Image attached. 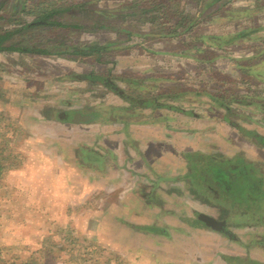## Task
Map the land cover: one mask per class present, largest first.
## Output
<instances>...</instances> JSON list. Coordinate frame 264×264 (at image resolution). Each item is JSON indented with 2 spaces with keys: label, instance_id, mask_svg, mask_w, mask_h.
I'll return each instance as SVG.
<instances>
[{
  "label": "rangeland",
  "instance_id": "1",
  "mask_svg": "<svg viewBox=\"0 0 264 264\" xmlns=\"http://www.w3.org/2000/svg\"><path fill=\"white\" fill-rule=\"evenodd\" d=\"M181 1L185 3L184 5H190V0ZM142 2L143 0H101L97 4L90 5L89 8L115 15H131L139 13L144 5ZM236 4L242 7L241 9L246 7L254 11L259 10L247 22H252V26L256 28L264 27L263 2L240 0ZM121 7L125 9L121 10ZM191 7L194 13L198 12V6L195 9L191 3ZM8 12L10 13L9 9ZM8 12L5 14L6 17H9ZM202 17L199 27L177 40L143 38L144 34L154 28L145 22L148 17L144 15L127 18L124 21L114 20L109 24L111 28L113 27L111 30L76 33L72 36L74 45L121 41L117 45L125 48L113 54L114 57L110 55V60L114 64L101 65L93 58L83 62H73L55 56L0 53V132L6 135H0V144L10 140L5 148L17 156L19 162L0 180V247L5 256L8 257L10 254L27 256L39 249L42 238L59 226L71 228L75 237L90 240L92 237L90 226L94 219L90 215L105 207L104 202L107 198H104L106 196L113 204L119 202L117 210L127 212L126 218L128 219H133L131 218L132 208L145 210L147 205L152 206V199L149 203V197L156 196L162 197L166 204L164 206L159 204L160 209L165 210L171 207L181 209L186 206L189 210L206 213V216L216 220L228 221L224 226L227 227L225 231L230 232L231 230V233L238 238V243L231 242L229 238L220 236L218 230L206 226L205 232L211 233L210 239H206V264H215V262L223 264L225 260L222 259L221 252L225 257L236 256L235 258L241 259L239 264H246L248 258L264 262V226L260 225L257 231L252 229L255 228V221L244 220L249 215L254 217L252 214L256 213L255 211L259 208L260 216L263 218L259 222L264 223V196L259 203H252L254 205H237L216 194L211 195L212 191L210 194L195 197L189 194L188 188H177V190L175 186H169L160 178L163 174L169 176L180 174L184 163L182 154L186 152L199 151L211 156L240 155L248 161L246 162L248 170L253 169V174L249 176V179L259 184L264 194V148H256L228 128L226 124L217 121L207 122L206 120L181 118L172 124L171 130H164L160 126L131 125L130 132L134 139H128L121 134L122 126H77L69 122V116L66 114L88 106L93 96L98 97V102L105 104L114 101L113 97L108 94L101 97L102 93L99 91L102 88L101 84H92L83 80L82 76L93 71L106 74L111 69L114 75L131 73L145 74V76L149 74L166 75L176 78V85L180 88L204 86L207 88L212 86L211 83L214 81L230 80L227 78L228 74H220L216 71L223 73L232 68L231 58H247L262 52V56L248 62L249 65L264 58V51L261 48L252 50V45L249 43L232 45L223 51L207 46L206 40L198 38L206 34L228 33L234 28L237 29V24L225 22L220 24L218 20L212 22L206 13ZM11 21L13 20L7 22ZM3 27L10 29L11 25L4 24ZM119 28H124L137 35L128 41L126 36L118 35ZM28 37L30 44L48 48L49 32L33 29L28 32ZM195 46H199L202 52H195L194 48H197ZM256 70L257 67H254V75L250 78V83L253 85L251 90L256 89L255 94L258 92L264 95V83L258 79V77L264 78V72L261 71L262 69L258 72ZM69 77L74 80H70ZM237 78L241 80L249 77H243L240 74ZM245 114L255 121L261 117L259 114L254 115L247 111ZM239 122L246 129L257 128L260 133H264V129L249 121L247 123L245 118L243 120L241 118ZM132 140L136 141L134 145ZM94 143L96 144L94 150H87L92 155L102 154L106 150L112 152L114 159L111 160L107 152L106 160L111 161L108 175L115 181H113V186L108 187L102 186L103 181L101 180L94 181L93 187L100 189H97L94 195L85 194L83 199H79L78 196H74L73 190L80 187L65 183L66 180L70 181L74 175L72 169L69 168L71 164L63 160L62 153L58 154L57 151L63 145L68 146V149L62 150L65 156L67 155L65 158L77 162L76 148L82 149V153L86 148L93 149ZM82 163L87 165L85 162ZM212 165L209 164L208 167ZM212 168L214 167L210 169ZM184 171V168L181 169V172ZM87 174L91 179L93 174L91 172ZM100 176L104 177L103 174ZM84 180L87 181V176ZM63 186H69L73 190L70 192ZM238 187L240 190L237 195L241 196L243 195L241 183ZM84 188L87 189L88 186L85 185ZM128 191L131 197L121 200ZM142 201L144 206L140 208ZM224 204H232V207H223ZM235 209L243 216L240 223L233 222L231 217L230 219L225 217V214ZM217 212H219L218 216ZM192 220L195 221V226L199 224L196 215H193ZM193 221L190 223L192 224ZM202 229L199 230L203 231ZM128 233L124 231L122 234L126 238ZM95 235L97 239L101 237L110 244L114 243V236L108 230L102 235L101 232ZM148 238L138 240L134 237H127V242H121V245L123 247L126 245L127 249L138 248L134 251L136 254L128 253V257L134 259L136 264H156V261L150 258L153 255L151 251L144 247L152 245L153 248H157L161 241L152 239L148 242ZM168 238L170 239V236ZM253 241L263 243L256 245ZM212 246L215 247L213 249H218L215 253L211 251ZM253 246H258V250H249L254 248ZM110 250L121 253L120 255L125 260L123 264H131L122 255L123 252ZM141 252H144V255ZM157 253L159 252L155 254ZM158 255L161 256L160 253ZM226 264H236V262H226Z\"/></svg>",
  "mask_w": 264,
  "mask_h": 264
},
{
  "label": "trees",
  "instance_id": "2",
  "mask_svg": "<svg viewBox=\"0 0 264 264\" xmlns=\"http://www.w3.org/2000/svg\"><path fill=\"white\" fill-rule=\"evenodd\" d=\"M100 1L0 0V53L55 56L73 62H83L93 58L101 65L114 64L110 60V55L114 57L113 54L125 48L117 45L121 41L74 45L72 36L76 33L111 30L113 27L111 28L109 24L114 20L124 21L127 18L144 15L148 17L145 22L154 28L144 34L143 38L177 40L199 27L204 13L212 22L218 20L220 24L223 22L238 23L237 29L234 28L228 33L206 34L202 38L199 37V40H206L207 46L217 51H223L232 45L249 43L252 45V50L261 48L264 51V27L256 28L252 26V22H247L259 10L254 11V9L246 7L241 9L242 7L236 4L240 0H190V5H184L185 3L181 0H143L144 5L139 13L131 15H115L89 8L90 5ZM255 2L264 3V0H255ZM191 3L195 9L198 6L197 13L193 12ZM120 9L124 10L125 7ZM6 12L9 13V17L5 16ZM8 20L13 21L7 22ZM4 24L11 25V28H4ZM33 29L49 32L48 48L30 44L28 32ZM117 32L118 35L126 36L128 41L137 35L124 28H119ZM195 47H197L194 48L195 52H202L199 46ZM259 56H262V52L247 58H231L232 68L223 73L216 71V73L228 74L227 78L230 80L214 81L211 83L212 86L207 88L206 86L180 88L176 85V78L166 75L149 74L145 76V74L139 73L114 75L111 69L106 74L93 71L82 76L83 80L92 84H101L102 88L99 89L102 93L101 97L108 94L113 97L114 101L105 104L98 102V97L93 96L91 104L66 114L69 116V122L73 125L122 126L121 134L128 139H134L130 132L131 125L160 126L164 130H171L172 124L181 118L217 121L226 124L247 142L258 148H264V133H260L257 128L246 129L239 122L241 118L242 120L245 118L247 123L249 121V123L264 129V95L258 94V92L255 94L256 89L251 90L253 85L250 83V78L254 75V67H257L256 72L261 69L264 72V58H260L250 65L248 63L258 59ZM240 74L249 78L239 80L237 76ZM69 78L74 80L72 77ZM258 79L264 83V78L258 77ZM245 111L254 115L259 114L261 117L255 121L251 116H246ZM0 135L4 136L5 133L0 132ZM134 142L136 141L132 140L133 145ZM9 143L10 140H7L0 144V180L9 169L19 164L17 156L5 148ZM78 153L79 162L83 166L96 162V165L102 167L104 159L108 155L107 150L98 156L92 155L88 151L85 152V150L82 153L80 150ZM182 157L184 163L181 169L184 168V172H181L180 169V174L177 176L167 174L160 176L161 180L167 182L166 184L169 186H175L176 189L186 187L189 194L195 197L206 195V193L210 194L212 191L211 195L216 194L237 205H254L252 203H259L262 200L264 194L261 187L258 186L259 184L249 179V176L253 174V169L248 170V163L246 164L248 161L244 157L240 155L211 156L199 151L183 153ZM209 164L213 165L208 167ZM211 167L214 168L210 169ZM90 169L94 170L92 167ZM241 178L242 180H240ZM240 183L243 194L241 196L237 195ZM150 197L148 201L151 203L152 199L153 204L151 203L152 206L147 205V207L166 205L163 198ZM224 206L231 208L232 204H224ZM234 212H237L236 209L232 212L233 222L239 219L234 215ZM218 214L219 212L216 213L217 216ZM260 217L259 213L258 217L249 216L244 220L255 221ZM196 218L202 225L218 230L219 233L225 234L230 239L234 235L233 233L226 234L224 226L228 221L225 219L216 220L200 215L198 212ZM67 228L59 226L55 231H50L42 238L39 249L27 256L10 254L7 257L0 247V264H123L125 261L118 252L97 245L87 238L75 237L72 229ZM136 230L157 236H162L163 232L155 227H142ZM246 264L251 263L247 261Z\"/></svg>",
  "mask_w": 264,
  "mask_h": 264
},
{
  "label": "crops",
  "instance_id": "3",
  "mask_svg": "<svg viewBox=\"0 0 264 264\" xmlns=\"http://www.w3.org/2000/svg\"><path fill=\"white\" fill-rule=\"evenodd\" d=\"M228 23V22H225ZM234 24H238L237 22H231ZM65 104V103H64ZM210 122V121H207ZM79 126V125H77ZM82 126V125H81ZM251 144V143H250ZM94 145L96 147V144H93V149L91 148H86L85 152L90 149V150H94ZM253 145V144H251ZM255 146V145H254ZM72 147V146H69ZM256 148H258L257 146H255ZM63 149H68V146L63 145L60 149H58L57 153H62V159L65 161H69V168L72 169L74 175H72V178L70 181L66 180L65 183L67 185H71V186H79L80 188L77 190H73L71 187L69 186H63L64 189L68 190V191H72L74 192V196L76 195L77 198L79 199H83V195L88 194L87 196H91L94 195L96 193V191H98L100 188H96L93 187V183H95L94 181L97 182L98 181H103V185L108 186H113V180L114 178L109 177V162L106 160L107 157H105L104 159V165L102 167H100L99 165H96L95 163L89 164L88 166H83L80 164L79 162V153L78 151L82 150L79 148H76L77 151V158L76 161H71L67 158H65V153L62 152ZM259 149V148H258ZM109 153V155L111 157H109L111 160L112 158L114 159V156L112 155V152L107 151ZM67 154V153H66ZM99 155V154H98ZM96 155V156H98ZM64 156V158H63ZM94 161V160H93ZM92 167L94 170L90 169ZM88 172H91L93 175H91V179L88 177ZM100 174H103L104 177L100 176ZM61 176V175H60ZM87 176V181L84 180V177ZM100 176V177H99ZM57 180V178H56ZM93 180V181H92ZM90 181V182H89ZM70 182V183H69ZM87 185L88 188L85 189L84 186ZM101 186V187H102ZM69 188V189H68ZM98 189V190H97ZM86 190V191H84ZM70 191V192H71ZM130 191V190H129ZM126 192L121 200H123L125 197H131V193ZM136 193V192H135ZM135 196V194H133ZM107 198V199H106ZM162 198V197H161ZM105 204L103 208H100V210H96L95 212H92V214L90 215L91 217H93L94 219L92 220L91 226H90V234H92V237L97 234L98 232H101V235L104 232H108L113 234L114 236V243L110 244L108 242H106V239L103 240V238L100 237V239H97V236L95 235V237H90V240L95 242L97 245L106 247L108 249H114V250H119L120 252H123L122 255H124V257L126 258V261L131 263V264H136L134 259L128 257V253L130 252L131 254H136L134 251L137 250L138 248H128L127 246L123 247L121 245V242L123 241L125 243L126 238L130 237V238H135V239H144L147 237H149L147 240L148 242L156 239H160L161 243L157 248H153L152 245H149V247H144L146 249H149L148 251H151L150 253L153 254L152 257H150L152 260L156 261V264H206V239H208L209 237H211V233H206V226L202 225L200 223V221H198V225L195 226V221H193V215L195 216L196 213H200V215L206 216V213H202V212H194L193 210H189L186 208V206H183V208L181 209H175L173 207L171 208H166L164 209H160L158 206L152 208V207H146L145 210L144 209H136V208H132V215L131 218L133 219H128L126 218L128 216L127 212L124 211H120L117 210V207L119 205V202L117 204H113L112 202H109V197H105ZM140 200H142L141 197H139ZM113 201V199H112ZM144 201V200H143ZM142 201V205L140 208H143L144 203ZM146 206V205H145ZM149 208V209H147ZM237 211V210H236ZM259 211L260 209L258 208L257 211H255L256 213H253L252 215L254 216V218L257 216H259ZM233 210H231L230 213L225 214L226 218L230 217L232 218L233 216ZM261 212V211H260ZM234 215L239 217L238 221H234L236 223H240L242 222V214L241 212L237 211L234 212ZM251 217V215H249ZM206 217H210V216H206ZM262 217L257 218L255 220L256 225L255 228L253 227L252 229H256L264 226V223L260 224L259 221H262ZM193 223L191 224L190 222ZM201 224V225H200ZM240 225V224H238ZM261 225V226H260ZM190 226V228H189ZM251 226V225H250ZM136 227V228H135ZM151 228V227H155V228H159L161 230L164 229V233L162 232V236H157V235H148L149 233H146L145 231L142 230H136L137 228ZM205 229H202V228ZM209 227V226H208ZM244 227H249V226H244ZM227 228V227H225ZM128 229H130V231H127ZM199 229H202L203 231H200ZM135 230V231H134ZM125 232H129L128 234H126V238L125 236H123L122 233ZM258 231V230H257ZM133 232V233H132ZM168 234L167 236L165 234ZM227 233H231L226 231ZM258 233V232H257ZM164 234V235H163ZM220 236H223L224 238L228 239L231 242L238 243V238H236V235L234 234L233 237H228L225 236V234H221L219 233ZM109 235V234H108ZM207 235V236H206ZM257 235V234H256ZM168 236H170V239L168 238ZM207 237V238H206ZM210 239V238H209ZM172 240V241H171ZM127 242V241H126ZM254 242V241H253ZM253 242H251L253 244ZM263 242H259V241H255L254 244L256 245H262ZM170 244V245H169ZM138 245V244H136ZM171 247L172 249L169 250L168 248ZM220 245V244H219ZM242 245V244H240ZM254 247V246H253ZM215 247L212 246L211 251H214V253L216 252V250L218 249H213ZM218 248V246H217ZM246 248V247H245ZM155 249V250H154ZM249 250H258V246L254 247V248H250ZM146 251V250H145ZM159 252L161 254L158 255L159 253L155 254L156 252ZM153 252V253H152ZM176 252V254H175ZM144 255V252H141ZM164 253V254H162ZM223 264H226V262H236V264H239L240 260L239 258H235L236 256H227L225 257L223 255ZM121 254V253H120ZM222 259H220V262H222ZM264 259V258H263ZM211 261V260H210ZM248 261H250L251 264H264V262L256 260V259H252V258H248ZM216 264V262H215ZM221 264V263H220Z\"/></svg>",
  "mask_w": 264,
  "mask_h": 264
}]
</instances>
